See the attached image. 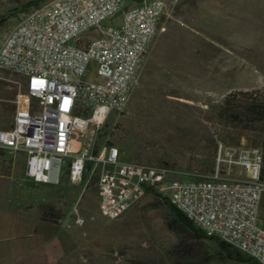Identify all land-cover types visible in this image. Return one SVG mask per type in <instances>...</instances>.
<instances>
[{
    "label": "rangeland",
    "instance_id": "374dc122",
    "mask_svg": "<svg viewBox=\"0 0 264 264\" xmlns=\"http://www.w3.org/2000/svg\"><path fill=\"white\" fill-rule=\"evenodd\" d=\"M34 1L0 0V41L22 12L35 7ZM162 1L165 12L138 83L127 105L107 115L93 143L95 150L114 145L123 161L165 166L172 170L171 178L189 181V174L212 170L219 145L263 148L264 120L242 123L241 117L226 116L228 103L240 111L243 100H224L229 94L264 95V0ZM117 18L101 25L117 27ZM94 75L90 64L83 79ZM24 83L23 76L0 70V104H5L0 106V130L11 125L8 108H15L14 100L26 109L33 103ZM68 167L69 161L57 185L35 183L24 175L0 181V264L51 261L45 245L34 247L32 241L11 252L24 232L31 237L38 231L34 208L41 221L58 228L56 238L65 254L57 264H251L233 260L244 256L229 247L228 259L218 240L179 226L167 204L153 196L118 219L105 220L97 211L95 176L86 172L80 184L70 183ZM260 221L264 224V195ZM22 222H29L25 229L17 227Z\"/></svg>",
    "mask_w": 264,
    "mask_h": 264
},
{
    "label": "built area",
    "instance_id": "2783aa9c",
    "mask_svg": "<svg viewBox=\"0 0 264 264\" xmlns=\"http://www.w3.org/2000/svg\"><path fill=\"white\" fill-rule=\"evenodd\" d=\"M164 12L162 0H50L22 12L0 41V70L23 76L33 103L26 109L13 101L0 150L23 153L35 183L57 185L67 161L70 183L94 175L105 220L147 196L166 199L205 236L264 264L260 147L219 145L212 170L189 181L171 178L165 166L123 161L114 145L94 149L107 115L127 105ZM118 15L117 27L101 25ZM90 64L95 75L84 80Z\"/></svg>",
    "mask_w": 264,
    "mask_h": 264
},
{
    "label": "crops",
    "instance_id": "0c3cea01",
    "mask_svg": "<svg viewBox=\"0 0 264 264\" xmlns=\"http://www.w3.org/2000/svg\"><path fill=\"white\" fill-rule=\"evenodd\" d=\"M14 175H24L27 177L25 173V155L23 153H13L6 150H0V181L5 180L6 176L11 177ZM32 211L34 212L32 222H35V225L38 226V231L33 232L31 236L32 238L30 237L29 232H24L22 236L23 238L16 240L11 252H19L22 247L21 245H24L26 242L30 244L32 241L31 245H34V247L39 245L46 246H43L44 251L51 257V261L48 262V264H57V259L65 254L62 240L56 238V236L59 235L58 228H53L48 223L41 221V214L37 208L32 209ZM29 222L18 223L17 227L25 229L27 227L26 224ZM28 230L30 231V228H28Z\"/></svg>",
    "mask_w": 264,
    "mask_h": 264
},
{
    "label": "trees",
    "instance_id": "16d2710c",
    "mask_svg": "<svg viewBox=\"0 0 264 264\" xmlns=\"http://www.w3.org/2000/svg\"><path fill=\"white\" fill-rule=\"evenodd\" d=\"M44 0H35L32 4H34V6H38L39 4H41V2H43ZM242 98V102L243 105L239 107L240 111H236L234 108L230 107V103H228L227 105L229 106L226 110H225V115L226 116H230L232 115V118L238 119L239 117L243 118L241 119L240 122H248L250 121H262L264 120V95H261L260 93H257L256 95H254L253 97L249 96L247 93H241L238 94L237 96L229 94L227 95V97L224 100L225 102H228L230 99H237L238 97ZM5 104L1 103L0 106H4ZM31 105V104H30ZM30 105L28 106V109L30 108ZM13 106V105H12ZM8 111H14V108L12 109L11 106L8 108ZM224 114V113H223ZM8 128V127H6ZM264 141V140H263ZM262 150V154H263V160H264V143H263V148H261ZM262 178L264 180V170H262ZM164 201L171 214L173 215V217L175 218V221L177 222V224L179 226H181L182 228H184L185 230L192 232L193 234H195L196 236H201L203 238L209 239V240H217L214 239L213 237H207L204 234H202L199 230H197L196 228H194L185 218L184 216L178 212L175 208H173L166 199L162 200ZM44 219V217H43ZM218 245L220 246V248L222 250L226 251V248L228 247L227 245H225L222 242L218 241ZM227 252V251H226ZM227 258L228 259H232V256L229 252H227ZM233 260L240 262V263H251V264H257L256 262L250 260L249 258L246 257H242L240 254L236 255Z\"/></svg>",
    "mask_w": 264,
    "mask_h": 264
},
{
    "label": "bare ground",
    "instance_id": "6f19581e",
    "mask_svg": "<svg viewBox=\"0 0 264 264\" xmlns=\"http://www.w3.org/2000/svg\"><path fill=\"white\" fill-rule=\"evenodd\" d=\"M76 146L78 147V144H76Z\"/></svg>",
    "mask_w": 264,
    "mask_h": 264
}]
</instances>
